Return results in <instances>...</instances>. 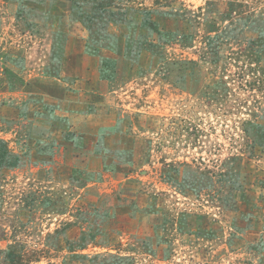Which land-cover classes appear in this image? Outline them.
<instances>
[{
    "label": "rangeland",
    "instance_id": "1",
    "mask_svg": "<svg viewBox=\"0 0 264 264\" xmlns=\"http://www.w3.org/2000/svg\"><path fill=\"white\" fill-rule=\"evenodd\" d=\"M0 141V264H264V0H0Z\"/></svg>",
    "mask_w": 264,
    "mask_h": 264
},
{
    "label": "trees",
    "instance_id": "2",
    "mask_svg": "<svg viewBox=\"0 0 264 264\" xmlns=\"http://www.w3.org/2000/svg\"><path fill=\"white\" fill-rule=\"evenodd\" d=\"M2 142V141H0ZM6 150V149H5ZM7 151V150H6ZM7 155V153L5 151H3L2 153H0V159L4 160L5 156Z\"/></svg>",
    "mask_w": 264,
    "mask_h": 264
}]
</instances>
